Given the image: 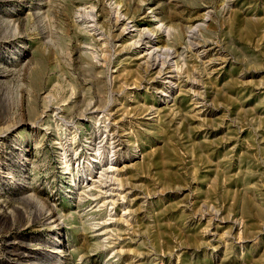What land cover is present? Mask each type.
<instances>
[{
  "label": "rangeland",
  "instance_id": "1",
  "mask_svg": "<svg viewBox=\"0 0 264 264\" xmlns=\"http://www.w3.org/2000/svg\"><path fill=\"white\" fill-rule=\"evenodd\" d=\"M0 113V264H264V0H0Z\"/></svg>",
  "mask_w": 264,
  "mask_h": 264
},
{
  "label": "bare ground",
  "instance_id": "2",
  "mask_svg": "<svg viewBox=\"0 0 264 264\" xmlns=\"http://www.w3.org/2000/svg\"><path fill=\"white\" fill-rule=\"evenodd\" d=\"M118 4V3H117ZM81 7V6H80ZM92 8H90L91 10L88 11L89 16H87V18H85L84 22L87 23L86 27L89 28L90 31H95L98 27V25L100 24V21L98 19V15L97 13H94V6H91ZM87 9V7L84 8ZM83 10V9H82ZM110 10V9H109ZM87 12V11H86ZM108 23L113 24L114 27H119L121 26L120 30H121V34H119V36L121 37H127L126 35H128L131 39V41H128L127 45L128 47H132L133 49L139 50L140 55L139 59L142 60L144 63L148 62L149 67L151 68V70H155V72H157V74H168L170 73V75H167L165 78H169V83H173V81L175 80L174 77H176L175 75H173L176 71V67L177 65V60L176 57L177 52L176 50H173L172 48L169 47L168 44L165 45H161V44H156L150 46V44H152L155 39L156 36H154V32L155 31H151L148 29H137V34H133L134 32H132L131 30H127L130 27V22H132V20L129 21H125V18H123L122 16H128V12L124 11L122 8H116V7H112V9L110 11H108ZM127 18H130V16H128ZM126 18V19H127ZM132 18V17H131ZM114 19V20H113ZM128 20V19H127ZM111 22V23H110ZM164 26V25H163ZM201 26V24H196V25H189L186 29V36L188 37V39L191 40L193 39L194 35L196 34L197 29ZM162 25L159 26V29H162ZM186 28V27H185ZM100 29V28H99ZM163 32H165L168 37H170L173 33L175 32H179V29L172 27V26H166L165 28H163ZM127 33V34H126ZM104 35V34H103ZM127 39V38H126ZM196 46V45H195ZM172 49V50H171ZM176 49V48H175ZM172 51V52H171ZM207 50H202L201 51V55L203 56V58H205L207 56ZM104 53V52H103ZM199 53V52H198ZM200 54V53H199ZM205 62L207 63L205 65L206 68H209L210 65L214 62L213 60H205ZM185 63V62H184ZM205 64V63H204ZM177 65V66H176ZM173 66H176L175 68H173ZM180 67V66H179ZM178 69V68H177ZM167 70V71H166ZM177 72V71H176ZM177 74V73H176ZM179 74V73H178ZM179 77V76H178ZM173 79V81L171 82V80ZM178 80V79H177ZM168 82V81H166ZM178 82V81H177ZM164 84V83H163ZM177 84V83H176ZM195 86V85H194ZM196 89V88H195ZM193 91V90H192ZM195 93V91H194ZM168 94V93H167ZM61 110V109H60ZM2 113V112H1ZM0 113V114H1ZM1 116V115H0ZM41 119V118H40ZM103 142V141H102ZM96 152V151H95ZM94 152V153H95ZM97 153V152H96ZM65 154V152L63 153ZM69 161V160H67ZM108 163V162H107ZM106 164V163H105ZM101 166V165H100ZM111 166H109L108 168H104V171H106L107 169H111ZM90 171V174H92V169L89 167L88 168ZM112 170V169H111ZM115 170H117L115 168ZM116 172V171H115ZM103 171L101 172L102 175ZM99 178V177H98ZM90 179V177H89ZM118 179V178H117ZM85 180L87 181L88 178H85ZM97 180V179H96ZM99 181V180H98ZM95 182V181H94ZM94 182H91V184L93 185ZM105 185V184H104ZM91 186V185H90ZM98 186V185H97ZM102 189V188H101ZM109 199V198H108ZM105 201V200H104ZM110 201V200H108ZM47 213V212H46ZM7 216V215H6ZM54 251H60V248H55Z\"/></svg>",
  "mask_w": 264,
  "mask_h": 264
}]
</instances>
